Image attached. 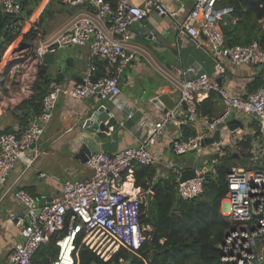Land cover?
Masks as SVG:
<instances>
[{
    "label": "built area",
    "instance_id": "obj_1",
    "mask_svg": "<svg viewBox=\"0 0 264 264\" xmlns=\"http://www.w3.org/2000/svg\"><path fill=\"white\" fill-rule=\"evenodd\" d=\"M67 7L90 4L95 14L84 15L68 29L46 44L34 49L35 57H43L53 47L68 45H90L91 56L106 58L115 67L116 73L96 77L97 66L93 63L82 82L55 83L43 96L41 111L33 116L23 130L0 133V182L15 169L20 161L30 166L34 158L29 152L44 135L53 120L55 109L62 96L73 99L94 97L98 100L121 93L120 74L134 58L131 49V26L143 20L150 12L131 0H118L113 7L107 0H62ZM220 0H194L193 8L179 21L181 34L201 44L205 37L214 56L219 58L217 72L225 70L227 61L235 65H249L260 68L264 76V48L254 41L245 45L228 46L221 21L233 8L219 6ZM158 14L177 17L178 10L169 9L161 0L152 1ZM3 12L19 17L23 0H0ZM104 19L111 22V30L104 25ZM21 20L9 24L20 30ZM1 37V34H0ZM8 45L6 52H9ZM18 51V47L12 53ZM2 55V53L0 54ZM2 58H0L1 60ZM3 60V59H2ZM29 61L25 59L23 63ZM4 62V61H3ZM5 63V62H4ZM21 63V64H23ZM15 66V65H14ZM264 78V77H263ZM219 92L225 102V113L209 121L206 129L196 135L175 139L172 151L187 154L198 150L202 140L214 131L217 124L227 119L232 112L250 115L262 122L264 131V84L249 93L247 97L227 92L215 76L206 73L194 75L181 82V102H185V120L197 124L200 121L198 95ZM181 109L168 110L155 122L147 138L136 145L128 146L115 153L94 151L87 160L92 174L83 179H65L61 183V195L40 205L39 200L25 190H17L15 196L23 205L27 217L21 227V241L8 254L6 262L0 264H36L35 256L40 248L52 238L58 249L51 264H78L75 252L76 239L84 232L82 244L95 251L104 260H109L121 248L138 252L151 239L147 227L141 222L142 205L146 204L149 190L130 194L118 188L123 174L132 170L135 164L153 165L156 156L152 147L158 144L169 124H178ZM206 153L224 155L223 149L207 150ZM213 158L208 167L196 170V175L180 181L177 194L184 200L200 196L208 183V173L214 172L219 158ZM228 191L221 203L222 215L231 223L223 243L220 245L221 264H262L264 262V168L254 169L231 166L227 173ZM15 218V216H12ZM65 234H60L66 226Z\"/></svg>",
    "mask_w": 264,
    "mask_h": 264
},
{
    "label": "crops",
    "instance_id": "obj_2",
    "mask_svg": "<svg viewBox=\"0 0 264 264\" xmlns=\"http://www.w3.org/2000/svg\"><path fill=\"white\" fill-rule=\"evenodd\" d=\"M25 1L27 5L20 17L21 33L12 42L9 51L19 46L28 48L33 45L37 48L71 27L78 18L96 13L95 7L90 4H78L71 8L62 0ZM152 1L154 0H131L135 4L149 8L150 12L140 23L138 33H135L131 26L130 44L135 56L120 74L121 93L109 96L106 102L94 98L95 101L105 103L118 122L108 131L86 127L90 98L73 99L62 96L52 122L29 152L34 158L33 163L28 166L20 161L17 167L8 173L7 182L3 186L0 185L2 262H6L8 254L21 241V227L27 220L25 209L15 196V192L25 190L40 203L42 198L47 201L59 197L63 180L89 177L92 170L87 166V160L78 157L84 143H92V152L115 153L143 142L154 123L167 111L165 106L160 108L152 100L157 94L166 93L177 102L175 108L179 107L182 112L178 124H169L161 141L152 147V152L156 156V162L150 165L156 169L154 180L168 177L177 169L182 172L184 168L189 167L206 168L211 161L209 157L211 154L196 153L195 162H190L186 158L187 154L180 155L172 151V142L190 136L188 134L192 129L198 134L206 129L209 121L222 117L226 109L225 102L223 96L216 91L199 94L200 121L197 124L188 123L183 113L184 108L181 106V82L194 75L206 73L215 76L217 82H220L230 94L244 97L264 84L263 73L257 66L235 65L227 61L225 70L217 72L219 58L214 56L205 37L200 38L199 44L180 33L179 21L193 8L194 0H161L169 9L180 12L177 17L158 14ZM219 6L223 5L219 3ZM29 11H32L30 15ZM103 25L111 30V22L108 19H104ZM53 48L49 51H53L54 56L48 62H45L43 57H35L36 77L25 93L19 90L14 93L10 88L7 89V93L0 91V133L23 130L37 111L41 110L44 95L41 90L34 89L40 66H47L46 83L41 85L46 92L55 83L67 85L71 82H82L93 63L97 70L101 68L106 72L104 75L116 73L115 67L111 66L106 58L94 59L91 56L89 43ZM3 56L2 62L5 63L3 62L0 75L4 73L8 52ZM233 119L240 120L243 126L237 123L233 130L226 128L222 132L221 144L212 145L208 150L218 148L229 150L233 156L232 160H236L242 168H264L262 122L239 112H232L226 120ZM214 132L215 130L210 132L209 136ZM247 142L250 144L249 148L244 147V143ZM245 161L251 163L245 166ZM118 188L134 195L147 191L136 185L134 167L123 174V180ZM148 190L149 193L152 191ZM146 227L148 231L152 230L150 226Z\"/></svg>",
    "mask_w": 264,
    "mask_h": 264
},
{
    "label": "trees",
    "instance_id": "obj_3",
    "mask_svg": "<svg viewBox=\"0 0 264 264\" xmlns=\"http://www.w3.org/2000/svg\"><path fill=\"white\" fill-rule=\"evenodd\" d=\"M107 1L113 7L118 2ZM219 3L233 8L221 21L228 46L257 41L264 48V0H220ZM26 5L27 2L23 0V10ZM20 17L22 16H11L0 8V54L20 35L21 30L16 31L9 27L12 20ZM105 73L99 68L96 77ZM46 78L47 66L42 65L38 69L34 89L41 90L43 95L47 92L41 85L46 83ZM40 111L39 109L37 112ZM192 130L188 135H196L195 130ZM244 147L249 148L250 144L244 143ZM209 157L212 160L218 154H211ZM232 158L229 150H225L224 155L214 165L215 171L208 173L204 192L193 200L177 199L178 172L154 180L155 167L135 164L136 185L153 191L150 207L143 204L141 209V222L144 226L151 227L152 230L148 231L151 239L138 252L121 248L109 260H104L82 244L84 232H80L76 239L75 252L78 264H120L122 260L125 264H221L220 245L231 227V223L221 213V203L228 191L227 173L233 165ZM67 229L68 220L60 234H65ZM57 253L55 239L52 238L37 252L35 263L51 264Z\"/></svg>",
    "mask_w": 264,
    "mask_h": 264
},
{
    "label": "water",
    "instance_id": "obj_4",
    "mask_svg": "<svg viewBox=\"0 0 264 264\" xmlns=\"http://www.w3.org/2000/svg\"><path fill=\"white\" fill-rule=\"evenodd\" d=\"M142 21H136L133 23L132 28L135 33H138L140 31V23ZM54 56L53 51H47L43 55V59L45 62H48L52 57ZM4 64L0 60V67H2ZM219 85L221 86V83L219 82ZM111 97V96H110ZM109 99H103L102 102H106ZM157 106L160 108L166 107L167 111L172 110L177 105V102L166 93L157 94L155 98L152 100ZM88 105L90 106V109L87 113V119H86V127L94 128L96 130H102V131H108L111 126H114L118 120L117 118L112 114V110L105 104L98 101H95L94 97H91L89 99ZM181 106L183 108H186L185 102H181ZM180 109V108H179ZM166 111V112H167ZM240 124L243 126V123L240 120L233 119V120H224L217 124V127L215 129V132L212 136L205 137L202 142L201 146L198 148V150L194 152H204L208 150L209 147L215 144H221L222 142V132L227 128L228 130H233L236 128V124ZM93 145L92 143H84L78 153V157L82 160H88V157L92 153ZM196 169L194 167L184 168L180 175V181H185L189 178H192L196 175ZM8 176H6L5 180L3 182H0V185L3 186L7 182ZM153 199V191H151L147 196V207H150ZM177 199L181 200V196L177 194ZM45 198H42L40 201V204H45ZM264 264V262H262Z\"/></svg>",
    "mask_w": 264,
    "mask_h": 264
},
{
    "label": "rangeland",
    "instance_id": "obj_5",
    "mask_svg": "<svg viewBox=\"0 0 264 264\" xmlns=\"http://www.w3.org/2000/svg\"><path fill=\"white\" fill-rule=\"evenodd\" d=\"M23 48L19 46L17 52L12 53L13 49H11L8 52V56H7L8 59H6V65H5L6 67L4 69V73L0 75V91L2 90L3 93H7L6 91L9 88L14 93H17L18 90L19 92L22 91V93H25L26 90L30 86H32V83L36 77L35 74L37 71V68H36L37 62L35 60V56L32 54L35 47H33L32 45L31 47L26 48L24 46ZM5 51L2 52V55L0 56V58L2 59L4 58L3 53ZM27 58H29V61L23 63V61ZM2 68L3 67L0 68V73H1ZM196 153L198 152L187 153L186 158L188 159V161L195 162L196 155H197ZM174 156L178 158L177 155L174 154ZM245 162H246L245 166L251 163L249 161H245ZM232 163H233L232 166L234 167H242L238 165V162L236 160H232ZM120 264H125V261L122 260V263Z\"/></svg>",
    "mask_w": 264,
    "mask_h": 264
}]
</instances>
